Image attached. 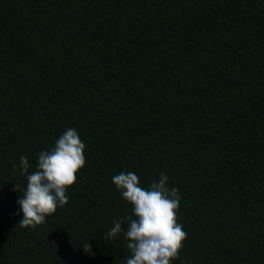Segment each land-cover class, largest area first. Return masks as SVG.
<instances>
[{"label": "trees", "instance_id": "obj_1", "mask_svg": "<svg viewBox=\"0 0 264 264\" xmlns=\"http://www.w3.org/2000/svg\"><path fill=\"white\" fill-rule=\"evenodd\" d=\"M0 264H264V0H0Z\"/></svg>", "mask_w": 264, "mask_h": 264}]
</instances>
